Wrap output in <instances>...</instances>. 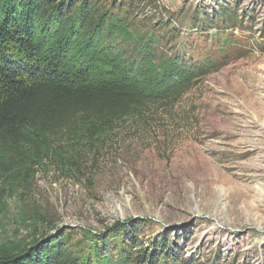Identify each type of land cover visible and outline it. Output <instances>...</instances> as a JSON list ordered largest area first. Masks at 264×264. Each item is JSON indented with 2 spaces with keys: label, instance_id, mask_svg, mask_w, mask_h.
<instances>
[{
  "label": "rangeland",
  "instance_id": "obj_1",
  "mask_svg": "<svg viewBox=\"0 0 264 264\" xmlns=\"http://www.w3.org/2000/svg\"><path fill=\"white\" fill-rule=\"evenodd\" d=\"M151 2L139 34L165 24L178 36L162 53L211 67L81 149L75 170L48 163L4 196L0 245L65 229L91 244L118 225L135 250L165 239L185 264H264V0Z\"/></svg>",
  "mask_w": 264,
  "mask_h": 264
},
{
  "label": "trees",
  "instance_id": "obj_2",
  "mask_svg": "<svg viewBox=\"0 0 264 264\" xmlns=\"http://www.w3.org/2000/svg\"><path fill=\"white\" fill-rule=\"evenodd\" d=\"M142 1L0 0V211L35 171L75 170L81 149L147 104L180 99L211 67L162 53L178 36L165 24L140 35ZM75 237L0 245V264H185L165 239L135 250L118 225L91 244Z\"/></svg>",
  "mask_w": 264,
  "mask_h": 264
}]
</instances>
